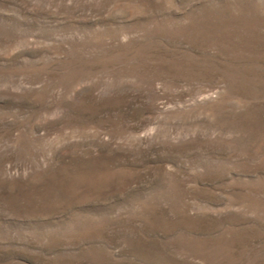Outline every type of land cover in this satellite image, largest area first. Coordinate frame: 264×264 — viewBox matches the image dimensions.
<instances>
[{"label":"rangeland","instance_id":"374dc122","mask_svg":"<svg viewBox=\"0 0 264 264\" xmlns=\"http://www.w3.org/2000/svg\"><path fill=\"white\" fill-rule=\"evenodd\" d=\"M0 264H264V0H0Z\"/></svg>","mask_w":264,"mask_h":264}]
</instances>
